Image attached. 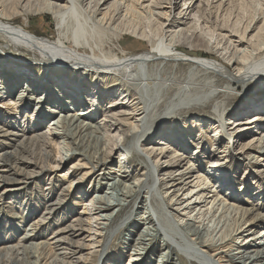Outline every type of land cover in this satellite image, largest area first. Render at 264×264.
<instances>
[{
  "label": "bare ground",
  "instance_id": "bare-ground-1",
  "mask_svg": "<svg viewBox=\"0 0 264 264\" xmlns=\"http://www.w3.org/2000/svg\"><path fill=\"white\" fill-rule=\"evenodd\" d=\"M110 1L0 0V41L39 56L27 63L12 53L4 56L0 48V100L9 98L7 108L2 104L7 111H0V139L5 140L3 146H13L8 141L17 145L14 152L0 154V201L11 200L0 206V232L3 229L9 236L19 228L20 233H16L18 240H3L0 264H170L168 255L177 248L186 252L190 264H264V241L257 242L262 226L259 208L254 204L252 209H243L233 203L241 201L235 194L241 190L226 167L239 157L232 150L226 153L228 144L215 138L224 132L229 144L234 138L224 127L228 97L241 88L264 87V57L250 61L254 52L264 49V0L258 1L261 18L253 16L243 29L230 31L209 8L221 2L220 9L231 0H190L188 10L179 13L177 0H165L167 8L164 0L143 3L161 26L170 23L166 34L181 28L179 40L171 39L163 49L146 32L122 28L120 16L144 15L138 7L142 6L140 0ZM78 7L85 8L88 21L97 20V27L113 26L119 35L132 32L152 42V50L146 54L124 48L106 50L102 41L91 43L92 36L61 25L55 41L31 32L30 17L43 14L70 29ZM21 16L28 23L14 26L11 21ZM253 32L254 45L248 42V34ZM213 40L218 57L184 50V45L207 50ZM168 66H186L188 71L166 77L161 68ZM18 89L21 91L15 95ZM261 93L252 104L232 112L228 124L235 126V133L244 131L246 126L238 127L254 119L262 120L256 118L264 115V90ZM102 102L108 107L101 109ZM51 103L56 105L52 111L47 107ZM209 108H214L215 117L203 114ZM191 114L192 118L176 123L182 115ZM243 117L246 121L240 123ZM48 118L52 119L49 127L40 132ZM21 120H30L29 128L20 129ZM259 131L257 146L250 144L251 152L243 150L239 155L249 158L244 166L264 158V131ZM157 141H162L157 150L148 149ZM116 151L121 158L112 168ZM132 158L137 163H131ZM69 162L57 194L50 183L32 189L36 180L42 176L52 180V173ZM246 180L245 176L241 181L242 189H247ZM259 189L264 192L262 184ZM37 190L43 194L35 204L24 200L29 194L37 196ZM71 194L79 200L80 211L66 227L42 242L40 230L61 214ZM136 204L137 211L144 214L138 217L133 208L122 217L119 223L127 225V233L120 248L110 254L113 225L121 212ZM6 207L25 208L32 214L30 218L19 211L9 215ZM22 221L28 222L23 234ZM156 236L162 245L153 242ZM177 264H183L181 257Z\"/></svg>",
  "mask_w": 264,
  "mask_h": 264
},
{
  "label": "rangeland",
  "instance_id": "rangeland-1",
  "mask_svg": "<svg viewBox=\"0 0 264 264\" xmlns=\"http://www.w3.org/2000/svg\"><path fill=\"white\" fill-rule=\"evenodd\" d=\"M149 1L150 0H140V2H141L140 4H142V6H138V7H140L141 11H143L144 15L136 14L135 15L136 18L134 16H131V17L128 16V18H125L124 16H120V17L118 16V17L120 18V22L123 21L122 28L124 27L123 28L124 30H126L128 28L134 29V30H137V32H140V34L142 32H146L147 35L149 36V39H152L153 43L154 42L155 43H159V47L161 49H163L164 46L167 47V44H169L171 42V39H172L173 42H176V41L179 40V38H180V36H179L180 33L179 32H180L181 28L174 29V31H176L174 33L169 32V33L166 34V31L168 29H165V28L170 23L166 24V26H161V23L159 21H158L159 23L156 21L157 20L156 16H151V14L148 13V11H145V9L143 7V3H144V6H146V5L149 4ZM258 1L259 0H234V1L231 0L230 4H229V1L226 2V4H228V5H225V7L222 6V8L219 9V6H220L219 4L221 3L220 2V3H214L215 6L212 5L211 8H209V9L211 10V12L213 13V16L215 18H216V15H217V17H220L219 18V22L222 23L223 25L228 26L229 27V31H230V28H232V29L238 28L240 30V29H243V26L246 23H248V22L250 23V21L252 20L251 17L255 16L256 17L255 20H257L258 18H261L260 16H258L259 15L258 13L260 11V4H261L260 2L261 1L260 2H258ZM110 2H114V1L111 0ZM165 2L166 1L164 0L163 1L164 7L167 8V4L165 5ZM185 3H187V6H185ZM190 3H191L190 0H177V5H178L177 13H179L182 10L183 11L184 10L187 11ZM233 5H235V6L233 7ZM230 6H232V8ZM68 7L70 8L71 5L68 6ZM84 10H85V8H82V7H80V8L78 7L77 9H75V12H77V13L75 14V17H73L71 22H70V25H69L70 29L66 28V26L63 24L62 21L60 22V21L56 20L53 16H50L48 14L35 15L34 17L31 16L30 19H29L30 20L29 21L30 22L29 25L31 27V32H33V34L35 36L39 37V38L47 39L49 41H55V40L58 39V36H59L58 26L61 25L62 28L67 29L69 31H73L75 33H77V31H78V32H80L82 34L85 33V34L88 35V38H91V36H92L93 39L90 40L91 43H99L100 44V42L102 41L101 44L104 46V48L106 50L118 51L121 48H124V49H126V51H128L130 53H135V54H146L147 52H150L152 50L151 49L152 42H149L147 39L142 38L140 36L137 37V35L133 34L132 32L124 33L122 35H119L118 32H116V31H114L112 29V28H115L113 26H112V28L108 27L107 25H104V26L102 25L101 27H99V25H98V27H97V25H96V21L97 20L88 21L85 18L86 15L83 13ZM237 16L240 17V18H237ZM23 17L24 16L17 17L16 19L12 20L11 23H13L14 26H18L19 25L21 27L23 24L28 23V22L25 23V20H24L25 17L24 18ZM227 17L230 18V19L227 20ZM231 17H232V19H231ZM248 18H249V20H248ZM238 19H239V21L241 23L239 21H237ZM243 20H245V21H243ZM225 21H226V24H224ZM237 24L240 27H236ZM261 24L262 23H260L259 25H261ZM254 35H255V32H253L252 34H248V42L251 43V44L253 43V45H254V42H253L254 38H252L251 36H254ZM76 36H77V34H75V37ZM78 36H79V34H78ZM95 39H96V41H95ZM206 40L209 41L208 38ZM255 41H256V39H255ZM245 42H247V41L245 40ZM160 43L162 44V46L160 45ZM214 43H215L214 40L211 41L210 45H209V48L207 50H206V48L204 50V47H199V46L198 47H191V46H188V45H184V44L183 45L185 47L184 48L185 51H188V52H192L193 51L195 53L198 52L199 54L203 53L202 55L204 57H210V56L218 57L217 54L215 53L216 51H214L215 50L214 48H215V45H216ZM12 47L9 46V45H6L5 43H3V41H0V48L3 50V53H1V54H4V56H6V57H10V53H12L14 55V57L18 58L19 60L23 59V61L27 62V63H32V60H34L35 57H39V56H37V54L35 55L34 51H31V50L28 51V50H26L24 48H21V47L19 48L18 46H12ZM244 49L245 48H242L241 51L243 52ZM259 56H260V58L264 57V49L260 50V52H254V54H253L252 58L250 59V61L251 62L252 61H254V62L258 61ZM192 60H194V59H192ZM202 60H205V59H202ZM198 61H200V60H198ZM205 61L211 62V60H205ZM161 69H162L163 75H166V77L167 76L170 77L172 74H176L177 75V73L178 74H183L186 71H188V68L186 66H183V67L168 66V67H163ZM201 76L202 75H200V77ZM238 88L239 87H237L235 90H237ZM262 90H264V87H262V88L254 87L252 90H246V88H241V89H238V91H235V93L233 92V96L228 97V99L226 100V104L227 105H225V107H227V108H226V111H225V118H224V123H226V126L224 125V127L226 128V131L229 130V132L232 133V137H234L232 139L233 141H230L231 143L229 144V141H228L229 137L227 135H225V132L222 134V137H218V136L215 137L216 139H221L222 142H224L226 145L228 144L227 148H228L229 151H227V149H226V151H227L226 153H229L232 150V152L237 154L238 157H239L237 160H234V161H236L235 163H233V161H232V163H228L227 167H226L228 172L231 173L232 177L234 176L236 178V182H235V183H237L236 188L241 190L240 193H239V191L235 192V194L238 195V197H236V198L237 199L241 198V201L239 202V201L236 200L233 203H235L236 205L242 207L243 209L244 208L245 209L246 208L252 209V207H254V206H255V208H259V212L260 213L257 212V214H259L260 215L259 217H261L260 219H262V221H261L262 226L258 229V231L260 233V236L258 237L257 242L262 240V239L264 241V209H263L264 208V192H261V189H259V185L262 184L264 186V158H262L261 160L257 161L256 163H251V164L247 163L244 166V164L247 162L246 159H249V158H246V157L242 158V156H239V155H241L243 150H245V151L247 150L248 151L247 153L251 152V149L249 150V148H248V146H250V144H252L254 146H257L256 139H257V136H258V134L260 132L259 130H263L264 131V121H263L264 120V115H258L256 117V118H262V120L261 119H258V120L254 119L251 124L238 127L239 129H242L243 127L246 126V129L244 131H242V132H238V134L235 133V131L232 130L233 128H235V126H232V125L228 124V122L230 121L229 119L231 118L230 116L232 115V112L236 108L241 109V108L249 105V103L252 104V101L254 100V98H256L255 96L262 95V93H261ZM20 91L21 90L18 89L16 91L15 95H18L20 93ZM248 91H250V92L248 94H246V92H248ZM259 91H260V93H258ZM256 93H258V94L256 95ZM31 96H32L31 94L28 95V98H31ZM34 97H36V96H34ZM8 100H9V98H4V99L0 100V111H7L6 108H7V101ZM88 100H89V97H88ZM34 102H35V99H33V105H35ZM56 103H57V101H56ZM2 104L6 108H4ZM49 105H51V106H47V107H49L51 111L53 110V107L56 106L53 103H51ZM108 105L109 104L107 102L106 103H104V102L99 103V107L102 106L101 109L102 108H104V109L107 108ZM81 110H83V107L74 109V111H72V113H77V112H80ZM165 113L166 112H163V113L159 114L158 117L162 118L165 115ZM203 114L206 117H210V116H214L215 117V110H214V108H211V109L209 108ZM192 115H194V114L187 115V118H185L186 115H182L179 119H176L175 121H176L177 124H178V122L181 123L183 120H188V119L192 118L193 117ZM252 115L253 114L249 115L246 118H249V117L251 118ZM56 116L57 115H54V117H56ZM97 118H99V117H97ZM217 120L218 119H214L213 122H217ZM29 121L30 120H28V121L24 120V122L22 121V123L19 122V124L21 126L20 129H22V127L24 125L27 126V127H24V128H29L28 127L29 125L27 124V123H29ZM51 121H52V119H49V118L45 119V125L43 127L41 126L39 128L40 132H45V130L49 127L48 123H50ZM245 121H246V119H245V117H243L240 120V123L241 122H245ZM256 124H257V126H256ZM256 127H258V128H256ZM248 128H250V129H248ZM209 133L212 136L215 134V132L213 133V132H210V131H209ZM117 138H119V137H117ZM3 142H5V140L1 138L0 139V149H1L0 150V154L5 153L6 151L14 152L16 150V148H17L16 143L8 141V143H10V144L12 143L11 145H13V146H3ZM157 142L158 143H153L152 145H150L148 147V149L153 148V149L157 150L160 147L157 144H159L162 141H157ZM118 146H120V144H118ZM207 151H209V149H207ZM155 152L157 153V151H155ZM219 152H221V151H217L216 154H218L221 157V153H219ZM119 155H120L119 151H116V152L113 153L112 162H113L114 165L112 166V168H116V166L119 164V161H120V158H121V157H119ZM157 158H158V156H157ZM162 158L163 157H160V159H162ZM132 162H134L133 158L131 159V163ZM72 163H76V161L75 162L73 161ZM72 163L69 162L68 164H66L65 166L60 168L59 170H55L54 169L55 171L52 173V180H50V181L44 180L43 179L44 177L42 176L40 180H36V182L32 184V186H31L32 189L36 190L37 188L41 187L42 185H45V187H46L47 183L48 184L50 183L51 186H53L52 188L55 191L54 193L57 194L58 191L60 190V188L62 187L61 186L62 185V182H61L62 178L60 176H63L65 173H67V168ZM134 163H137V162H134ZM206 166H207V164L204 165V167H206ZM247 167L249 169L248 170L249 173H247V170L245 169ZM254 169L259 170V171L261 170L260 171L261 173L259 171H258L259 173H254V171H253ZM234 173L237 174V175H235ZM251 173H252V175H251ZM253 174H254L255 178L253 177ZM245 176L247 178V180H246L247 189H242L240 187L241 186L240 184H241V181L243 180V178ZM90 181H88L86 183L87 186H89ZM36 192H35V194H38L37 196L33 195V194L32 195L29 194L28 195V199L26 197V198H24V200L25 199H26L25 201L29 200L31 203L34 202V204H35V202H37V201H35V199L37 200L38 196H41L43 194V193H41L39 191L37 193ZM222 197H224V196H222ZM76 198L77 197H76L75 194H71L69 196V198L66 201V205H64V207H63V210H62L61 214L56 215L55 217H53L52 218L53 222H51V224H49V225H46V227H45L46 229L45 230H48V232H46L44 229L40 230L41 234L42 233L44 234L43 235L44 238L41 239L42 242L45 241L47 238H49L50 235L54 231H58L59 229H62L64 226L66 227V225L69 224L70 221L72 220L73 214H76L75 212L80 211L81 206H79V204H77V203H79V200H77ZM18 200H19V198H18ZM230 200L231 199H229V201ZM9 202H11L10 198L2 199V201H0V206L2 204L5 205V203L8 204ZM137 206H138V204L132 205V206H130V208H127L126 210H124L123 212H121L119 214V216H118V218L116 220L117 222L113 225V227H115V229H113L114 232L112 233V237H111L112 246H111L110 254H113L117 249L120 248L121 240L123 239L124 235L127 233L126 232L127 229L125 228L127 225L124 224V227H122L121 223H119V222H121L122 217L124 218L129 212H131V210L133 208H134V210H133L132 213H137L138 212L139 213L138 217H139V215L144 214L143 211H142V214H141V212L137 211ZM40 210L41 211L44 210V207L41 206ZM6 211H8L7 213L9 215H14L18 211H19L18 213H20V214H22L24 212H25V214L28 213V210L25 209V208H18V211H17V210H14L12 208L9 209L8 207H6ZM31 214L32 213L27 214V217L30 218ZM68 217H70V219H68ZM20 224H21L20 230L22 231V234H23V231H24V229H26V227L28 225V222L22 221V223H20ZM142 227H144V226H141L140 229ZM2 230L3 229H1V232H0V248H1V245L3 244V240L4 241L8 240V239L9 240L10 239L18 240V238H19L18 235L20 233L18 234L17 232H18L19 228L16 231V233L18 235L14 231H11L10 235L8 236V235L5 234L4 231L2 232ZM110 236H111V234H110ZM154 241H156L157 245H162L161 244L162 240H161L160 236H156L153 239V242ZM236 241H238V239H236ZM160 253L161 252H158L157 255L160 254ZM168 256H171L170 258L172 259V261H171L172 263H170V264H177L178 257L182 258L183 264H190L189 259H188L187 255H186V252L182 248H177V250H175V251L172 250V254L169 253Z\"/></svg>",
  "mask_w": 264,
  "mask_h": 264
}]
</instances>
